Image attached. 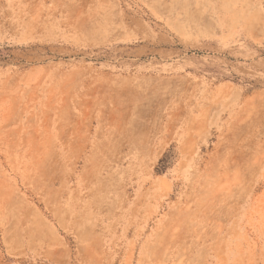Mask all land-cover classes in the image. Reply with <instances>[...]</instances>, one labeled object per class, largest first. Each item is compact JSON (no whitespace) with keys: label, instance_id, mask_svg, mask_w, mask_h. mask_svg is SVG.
<instances>
[{"label":"rangeland","instance_id":"374dc122","mask_svg":"<svg viewBox=\"0 0 264 264\" xmlns=\"http://www.w3.org/2000/svg\"><path fill=\"white\" fill-rule=\"evenodd\" d=\"M0 264H264V0H0Z\"/></svg>","mask_w":264,"mask_h":264}]
</instances>
